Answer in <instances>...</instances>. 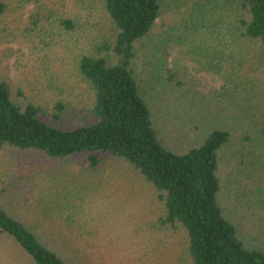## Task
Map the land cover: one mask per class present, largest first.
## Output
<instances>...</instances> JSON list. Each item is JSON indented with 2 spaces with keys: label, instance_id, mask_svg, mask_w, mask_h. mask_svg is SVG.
Instances as JSON below:
<instances>
[{
  "label": "trees",
  "instance_id": "obj_1",
  "mask_svg": "<svg viewBox=\"0 0 264 264\" xmlns=\"http://www.w3.org/2000/svg\"><path fill=\"white\" fill-rule=\"evenodd\" d=\"M165 1L101 0L113 38L74 60L75 75L91 98L88 106L81 107L82 120L74 125L65 127L58 121L61 104L55 103L54 113L45 119L36 104L15 100L10 84L0 79V149L31 151L56 163L82 162L94 170L110 168L114 180L115 171H124L129 185L136 179L140 190L121 180L119 187L126 208L123 229L128 236L120 249L135 258L136 264H155L156 260L173 264L174 257L181 264H264V248L245 244L239 221L220 199L225 174L232 165L228 150L254 142L248 140L249 127L245 126L246 134L239 138L229 124L195 121L192 128H205V134L192 144L169 145L158 135L154 110L134 64L139 54L137 43L153 33L157 19L168 8ZM8 8V0H0V16ZM65 23L73 27L71 20ZM174 26L160 36L156 33L160 42L149 50H162L173 42L186 45L200 68L218 72L222 87L229 82H247L248 74L257 71L254 60L258 57L257 89L255 86L252 92L249 84L256 81L250 82L242 94L250 95L248 102L260 89L264 96V0H216L214 4L194 0ZM202 36L205 38L198 39ZM106 52H112L113 58ZM237 70L239 76L231 78ZM260 102L255 106L264 114ZM254 126L264 136V124ZM259 138L257 141L264 140ZM109 187V193L103 194ZM115 190L108 184L95 192L79 193L73 201L60 203L57 214L39 212L32 220L17 217L0 203V237L15 245L32 264H81L82 260L111 264L94 244L98 238L109 240L113 230L106 231L100 215H112L113 210L104 204L98 211L95 207L100 196L115 197ZM259 195L258 202L264 206V196ZM120 205L118 201L114 213ZM143 243L149 247L146 257ZM108 255L121 261L116 254Z\"/></svg>",
  "mask_w": 264,
  "mask_h": 264
},
{
  "label": "rangeland",
  "instance_id": "obj_2",
  "mask_svg": "<svg viewBox=\"0 0 264 264\" xmlns=\"http://www.w3.org/2000/svg\"><path fill=\"white\" fill-rule=\"evenodd\" d=\"M8 2L9 8L0 16V79L10 84L15 100L22 104H36L45 119L54 113L55 103L61 104L63 108L58 121L65 127L74 125L83 118L81 107L91 103L89 90L75 75L74 60L82 52H93L101 41L111 42L113 38V30L103 14L101 0ZM165 2L168 8L157 19L153 33L137 43L139 54L134 64L139 84L154 110L158 135L169 145L177 142L192 144L205 134V128H192L195 121L198 124H229L239 138L245 126L249 127L247 133L251 138L248 140L253 138L254 142L241 143L234 151L228 147L227 154L231 157L232 165L225 174L220 199L239 221L240 236L245 244L264 248V233L261 231L264 230V206L258 202L259 193L264 196V140L257 141L264 136L254 126L264 124V120H261L264 114H259L255 106V102H260L264 96L260 95V89L258 96L248 102L250 95L242 94L250 82L256 81L249 84L252 92L255 91L261 71L259 59L254 60L257 71L248 74L247 82H229L222 87L223 80L218 72L200 68L189 56L186 45L173 42L163 45L162 50H149L160 42L159 36L165 29L175 27L183 13L190 10L194 0ZM208 2L214 4L216 0ZM67 19L72 21L73 27L66 25ZM253 51L257 54L256 47H253ZM106 53L110 59L113 58L112 52ZM228 71L225 67L226 74ZM239 73L240 70H237L231 78H237ZM249 103L250 109L247 108ZM260 106L262 108L259 110L264 111V102L261 101ZM115 173L117 180L112 179L110 168L94 170L82 162L56 163L43 160L31 151L22 153L12 148L0 149V203L17 217H31L32 220L39 212L57 214L60 203L71 202L79 193L95 192L98 187L110 184L114 190L118 189L115 197L105 199L100 196L95 209L100 210L102 204L112 207V215L102 214L100 218L105 221L106 231H113L108 241L98 238L94 245L100 254L105 255L104 258L112 260L111 264H136L135 258L127 257L120 249L126 244L124 239L128 236L123 229L126 208L119 187L121 181L128 184V174L124 171L123 174ZM133 181L137 182L136 179ZM134 182L130 185L134 184L135 189L140 190ZM110 189L104 188V191ZM118 201L121 203L120 210L114 213ZM141 202H144L143 198L139 205ZM138 244H142V241ZM143 245L145 250L142 253L145 254L149 247ZM108 253L118 255L121 261ZM0 264L32 263L27 256H21L15 245L0 237ZM81 264L89 263L82 260ZM155 264L159 262L156 260ZM173 264L181 263L174 257ZM182 264L187 263L184 261Z\"/></svg>",
  "mask_w": 264,
  "mask_h": 264
}]
</instances>
